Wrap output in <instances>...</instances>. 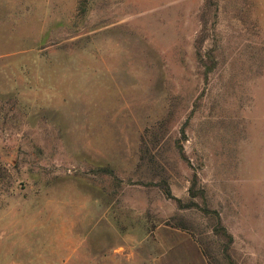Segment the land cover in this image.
Masks as SVG:
<instances>
[{
  "label": "rangeland",
  "instance_id": "1",
  "mask_svg": "<svg viewBox=\"0 0 264 264\" xmlns=\"http://www.w3.org/2000/svg\"><path fill=\"white\" fill-rule=\"evenodd\" d=\"M110 262L264 264V0H0V264Z\"/></svg>",
  "mask_w": 264,
  "mask_h": 264
},
{
  "label": "crops",
  "instance_id": "2",
  "mask_svg": "<svg viewBox=\"0 0 264 264\" xmlns=\"http://www.w3.org/2000/svg\"><path fill=\"white\" fill-rule=\"evenodd\" d=\"M142 263H144V261H141ZM145 263H147L146 261H145ZM110 264H112L111 262H110Z\"/></svg>",
  "mask_w": 264,
  "mask_h": 264
}]
</instances>
